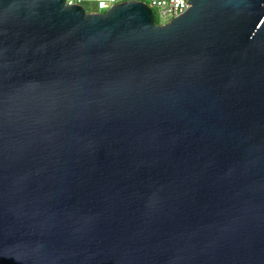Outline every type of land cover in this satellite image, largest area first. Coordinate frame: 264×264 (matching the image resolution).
Listing matches in <instances>:
<instances>
[{
	"label": "water",
	"instance_id": "water-1",
	"mask_svg": "<svg viewBox=\"0 0 264 264\" xmlns=\"http://www.w3.org/2000/svg\"><path fill=\"white\" fill-rule=\"evenodd\" d=\"M187 4L0 0V264H264V0Z\"/></svg>",
	"mask_w": 264,
	"mask_h": 264
},
{
	"label": "built area",
	"instance_id": "built-area-1",
	"mask_svg": "<svg viewBox=\"0 0 264 264\" xmlns=\"http://www.w3.org/2000/svg\"><path fill=\"white\" fill-rule=\"evenodd\" d=\"M125 1L145 3L147 7L152 10V13L154 10L158 13L159 18L162 20V24L182 15L189 8V4H187L188 0H64L67 6L78 5L83 8L88 7L90 11L85 12L95 14L104 13L115 4Z\"/></svg>",
	"mask_w": 264,
	"mask_h": 264
},
{
	"label": "rangeland",
	"instance_id": "rangeland-1",
	"mask_svg": "<svg viewBox=\"0 0 264 264\" xmlns=\"http://www.w3.org/2000/svg\"><path fill=\"white\" fill-rule=\"evenodd\" d=\"M84 9L86 12L90 11V9L88 7H85ZM153 14H154L155 22H157L158 24H162V20L159 18V15L155 10L153 11Z\"/></svg>",
	"mask_w": 264,
	"mask_h": 264
},
{
	"label": "trees",
	"instance_id": "trees-1",
	"mask_svg": "<svg viewBox=\"0 0 264 264\" xmlns=\"http://www.w3.org/2000/svg\"><path fill=\"white\" fill-rule=\"evenodd\" d=\"M156 24H158V23L156 22Z\"/></svg>",
	"mask_w": 264,
	"mask_h": 264
}]
</instances>
